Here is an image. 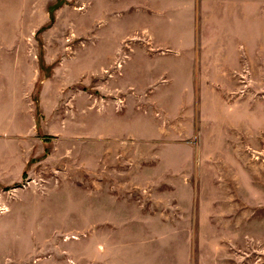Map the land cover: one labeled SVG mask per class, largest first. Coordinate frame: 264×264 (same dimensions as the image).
Returning a JSON list of instances; mask_svg holds the SVG:
<instances>
[{"label": "rangeland", "instance_id": "374dc122", "mask_svg": "<svg viewBox=\"0 0 264 264\" xmlns=\"http://www.w3.org/2000/svg\"><path fill=\"white\" fill-rule=\"evenodd\" d=\"M133 1L127 10L145 24L133 37H160V29L165 37L176 27L178 37L190 36L185 0L167 2L160 15ZM106 4L0 0L2 37L18 40L16 59L2 62L17 76L3 80L15 81L13 97L32 104L0 105V138L14 143L19 135L24 152L33 141L19 180L0 173V264H264V105L258 132L245 127L231 141L202 124V105H109L134 97L110 92L105 58L91 76L90 53L106 47ZM177 58L163 64L175 70ZM74 65L82 67L75 88L83 105H41L44 83L60 87ZM183 71L162 82H182ZM91 92L99 105H90ZM47 94L44 102L54 100Z\"/></svg>", "mask_w": 264, "mask_h": 264}, {"label": "crops", "instance_id": "0c3cea01", "mask_svg": "<svg viewBox=\"0 0 264 264\" xmlns=\"http://www.w3.org/2000/svg\"><path fill=\"white\" fill-rule=\"evenodd\" d=\"M172 1L179 5V0L133 2H138L140 6L142 3L149 9L153 7L155 13L160 11V15L164 5L167 2L172 4ZM127 5V0H122L121 4L115 0H107L106 47L101 50L97 48L89 55L92 77L98 76L99 59L105 58L108 72L112 73L110 92L118 97H134V101L114 100L109 105H176L175 101L180 99L182 105H202V124L212 129L214 135L221 136L219 140H234L245 127L250 128L251 134L258 132V106L264 105V101L260 99V94H264V0H185L182 12L186 15V30L190 32V36L185 39L178 37L183 30L180 27L169 29V36L165 37L161 29L160 37H133V33L142 31L145 24L133 20L135 15L127 10ZM131 6L129 1V8ZM180 20L181 17L178 18L179 23ZM197 22L202 38L196 43ZM132 45L141 47L131 49ZM17 46V39L2 37L0 21V105H32L19 100L16 95L13 97V90L17 87L14 85L15 81L6 84L3 80L4 77L17 76L16 71L4 72L2 68L4 59H16ZM168 46L185 47L187 53L185 57L161 54L160 48ZM199 48L201 53L198 52ZM172 57H178L175 70L163 64ZM184 59L187 62L186 68L179 63ZM119 62L120 67L117 66ZM195 62H199L197 70ZM178 66L186 70L183 71L185 80L177 81L176 84L166 82L170 77L178 76ZM65 75L60 87L52 82V78L44 83L41 105H83L80 101L82 91L75 88L82 77V67L74 65L65 70ZM163 78L168 79L162 82ZM196 83L199 84L197 87ZM30 86L34 87L33 79ZM49 92L55 94L54 100L44 102ZM9 93L10 98L4 96ZM59 94L63 96L60 98L57 96ZM90 98V105H99L96 93L91 92ZM17 137L19 135L15 136L16 140ZM15 142L9 143L7 139L0 138V157L4 158L8 151L16 153L10 162L0 163V173H8L7 179L10 181H17L22 177L33 156L32 140L29 144L30 151L27 146L26 152L22 145ZM14 168L17 170L10 177Z\"/></svg>", "mask_w": 264, "mask_h": 264}]
</instances>
